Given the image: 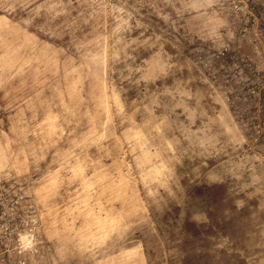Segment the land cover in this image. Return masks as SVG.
Returning <instances> with one entry per match:
<instances>
[{"label": "rangeland", "instance_id": "rangeland-1", "mask_svg": "<svg viewBox=\"0 0 264 264\" xmlns=\"http://www.w3.org/2000/svg\"><path fill=\"white\" fill-rule=\"evenodd\" d=\"M0 264H264V0H0Z\"/></svg>", "mask_w": 264, "mask_h": 264}]
</instances>
